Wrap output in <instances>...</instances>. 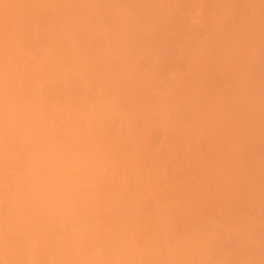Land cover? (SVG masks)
<instances>
[{"label":"rangeland","instance_id":"374dc122","mask_svg":"<svg viewBox=\"0 0 264 264\" xmlns=\"http://www.w3.org/2000/svg\"><path fill=\"white\" fill-rule=\"evenodd\" d=\"M215 1L216 0L2 1L4 3L2 5L5 7V9H2L5 11L3 13L4 17L2 16V18H4L3 41L5 40V43L8 41L9 44H7V47L10 45L11 48H13V52L15 53L10 52L9 54H15L14 59L17 64H15V62L12 63L13 65L8 63L6 71L8 81H1L0 87H4L6 86L5 84H11V82L14 81L13 79L16 77V71L14 72L13 68L17 66L16 68L19 67L17 70L22 71V65H25L23 64L25 60L32 61L34 63L40 60V62H36L38 64L43 62L42 60H44L45 56L47 58L50 57L48 58L50 60L51 56L55 55L53 51L55 46L53 48L51 45L54 37L51 36L52 32L50 33L52 30L51 28L54 25L53 20L55 19V16L62 14L68 17L70 13H72V16L75 14L74 16L78 19V21H80V23H78L82 25L84 22L85 24L81 27H89V30L87 31L88 28L86 30L82 28L87 31L86 33L83 31V38L81 40L79 39L80 41L78 40V42L75 41L76 39L74 41H70L71 37L69 38L68 36L67 38L66 35L73 34L70 33L73 28L72 25L75 23L71 24V19L69 21L70 24L66 25L67 23L64 20L65 25L70 29L68 32L64 31L65 28L60 31L59 35H62V40H65L62 45H72V43L75 45L79 44V47L75 46L76 48L74 47V44L72 46L70 45L72 50H75V53L78 51L77 54H74L75 56H73L74 52L68 46V50H66V48H64L65 50H61L62 48L60 47H62V45L59 44L60 49H55L57 55L54 56V59L52 58V60H50L53 64L48 63L47 60L45 61L47 62L46 64L43 62L44 65H51L52 69H54V71L51 70L52 72H50V69L49 71L47 70L49 75L47 74V71L46 73L44 72L46 69H43L42 66L44 65L42 64H38L37 68H41L39 72L41 73L42 70V75L44 74V76L34 73L36 72L35 69H37L36 64L35 66H33V63L31 64L33 66V70H31L32 68H28V62L26 63V68H28V72L31 71L29 72L31 75L34 74L33 78L28 76V73L26 72L27 70L25 71L26 78H24V76H22L23 78L21 77L22 72H20V74L17 73V76L20 75L19 78H21L20 81L18 80L19 86H22L20 83H32L36 77H40L43 81L44 79L46 80L44 81V84H42V80L39 78L42 84L39 85L40 83L38 84V79H35L34 82L41 87L38 88L39 91H37L35 86L33 89V85H35L34 82V84L31 85L32 88L31 86H26V84L24 86L23 84L24 89L28 87H30L31 90L33 89L31 93L36 90L37 93L34 92L33 96L30 95V91L27 89L26 91H23L25 93L27 92L26 96L29 97V100H33H31V103L33 102L32 104L34 106L40 104L44 99L43 102H45V104L51 102L50 107H53L52 109H55V106L57 105L59 109H64L62 112H67L64 116V118L67 116L65 120L64 118L60 119L61 117L57 116L61 113V110H59V113L56 114L57 118H53L55 115L53 112L56 113V111H52L51 108L50 111L47 110V108H49L47 105L49 104L43 105V112L45 111L44 116H50V118H53L51 122L50 119L44 117V119L47 120L44 123L49 122L46 126L44 124V126L50 130L54 128L55 132H58L57 134L54 130H51L50 132L49 129H46V134L36 133L31 137V139L27 137V131L30 130L28 127L34 128V126H36V118L42 115L39 111V106L42 105L40 104L39 106H36L38 109L37 112L39 111L37 114L35 107L33 108L32 105H30V102L27 101L28 99L25 97V94L22 93V90L21 95L14 94L15 97L12 98V100H14L12 101V111L8 109L9 114L11 112L12 113L10 115L6 114L8 117H4L1 114L0 264H23V262L24 264H27L25 260H29V256L30 261L28 262H33L32 264H50L52 263V260L55 261L56 264H264V201L260 198V191L264 189V169L258 170L256 168V170L254 168L255 166L253 167V163L250 160L247 161L249 156H255L259 160L264 161V143H261L262 140V142H264V138L262 139L263 133L260 134V131V133L257 132L261 138L257 135L259 140L256 141L255 139H257V137L255 138V133H252L250 135L252 136V140L251 138L249 139L252 142L249 141V143L242 148L246 150V147H252V153L250 152V148V154H248L249 152L247 150L246 154L245 150H241L245 155H243L244 157L248 155V159L243 160L244 165L246 163L245 166L247 169L244 165H242L245 169V171H243L244 177L242 176L243 179L240 184L233 186V191H216L214 189L204 188L198 193L192 195V197L186 201L182 200L181 197H179L180 199L177 198V195H179L178 192L170 193L166 190V185H172L177 179L186 178L187 172L184 168V158L190 156V154L189 156L186 154L190 152V149L196 147L194 144H199L198 142L195 143L197 140L200 143L202 142V138L203 140H206V137L204 138L205 132L203 133L202 130L209 132L208 136H212V133L209 130L207 131L206 128L203 129V127L208 125L207 124L205 126L203 124L206 120L201 121L200 116L198 117V110L200 113V108L204 106L205 99L201 101L200 96H198L200 94H195L193 91L194 88H191L190 90V88L187 87L189 84L187 86L185 85L188 81L187 79L190 78V74L189 76L186 74L188 72L187 70H190L189 68L192 66L191 64L188 68V63L191 62L190 59H195L198 56V51L201 53L203 52V55L201 54L203 59H210V57H212L209 56V52H206L207 50H211H206V48L199 49V45L200 42L201 44H203V41L204 43H208L211 39L209 35L210 32L212 34V25H214V15H212L214 13L212 11H215ZM261 2H264V0ZM146 4L148 5L149 10L150 6L153 5V7L156 6L157 9H162L164 13L170 6V9L166 12L172 10L170 11L172 14L165 13L166 17L164 16V18L168 20L161 18L166 20L162 22L163 24L160 22L161 25H152V23L149 22L150 20H148L149 17L147 18V15L145 14L146 11H142L144 10V6H146ZM213 4L215 5L213 6ZM149 10L146 13L149 14ZM67 12L68 14H65ZM79 14H87L84 17L86 19L81 18ZM66 16L65 18L68 19ZM154 17L153 20L155 19ZM74 27L76 26L74 25ZM54 32L55 31H53V33ZM58 38L60 39V37ZM59 41H56V43ZM206 43L205 45H207ZM260 46L259 49L262 48V46ZM50 47L53 48V50L51 49L53 53L51 56V53L48 54ZM73 47L75 49H73ZM207 48L209 47L207 46ZM213 50L214 49H212V53L215 52ZM261 50L263 52L264 48ZM4 51L3 46L1 47L0 45V52L4 53ZM46 52L48 53L45 54ZM262 52H259L262 57L259 54V57L261 58L256 61H261L259 64L261 67L258 66V69V63L254 66V70L257 69V71H259L262 69V71H260L262 72L261 75L264 74V53ZM257 54L258 52L256 53V56ZM213 57L216 58V56ZM10 59H12L11 56ZM257 59L258 58H256V60ZM15 60H12V62ZM210 60H208L209 63L213 61ZM55 68H57V72ZM219 69L221 72L223 71L220 67L216 69L217 71L215 70L218 72L216 74L218 79L215 78L213 81L210 80L212 83L208 84L214 88L213 90L216 89L217 91H220V89L227 91L225 89L228 88L231 94V88L235 89L234 81L233 85L229 82L231 79H227L228 83L226 82L224 86V82H221L222 79L219 80L220 78L218 77ZM215 71H212L214 76L216 73ZM257 71H255V73L251 71V74H253L255 78L263 77L264 79V76H261ZM52 73H57L58 76H53ZM213 74H207V76L210 77L213 76ZM221 74L222 78V76L224 77L226 73ZM22 75H24V72ZM226 78H228V76ZM226 78L224 77L223 81ZM30 80L31 82H28ZM15 83H17V81ZM190 84L192 86L191 81ZM38 85H36V87ZM209 85L208 87H210ZM232 85L233 87H231ZM11 86L12 85H9V90H11ZM19 86L17 87L16 93L20 92ZM185 87L190 91L188 90L187 92L186 90H182V93L180 89H185ZM6 88H8V85ZM256 88L257 87L254 89ZM2 89L0 88V90ZM254 89L253 92H255V94L253 92L252 93L258 97L259 94L257 93L259 91H254ZM178 91L181 92V96L184 94L183 97H185L184 91L189 93L187 95L188 97L190 94L193 96H190L193 100L191 102L194 103L192 104L194 105L193 107H195L194 109H197V112L194 111L195 113L193 114L192 109V111L188 110L189 107H192V104L188 107L186 105V99L185 103L180 102L182 100ZM234 91L235 93H233L236 95V90ZM38 93H40L38 95L40 98H37L36 94ZM22 94H24V96ZM41 94L42 96L44 94L45 97L43 98ZM176 94H178L177 96H179L180 101H178L179 99ZM234 94L233 105L236 101V107H242L240 106V95L237 93V95H239V101L237 100V96ZM251 94L249 93V95ZM263 94L264 92L262 95ZM196 95L198 96L197 98ZM254 95L253 98H255ZM70 97L71 101L68 100ZM22 98H24V100ZM194 98L197 100L199 99L200 101H197ZM250 98L253 100L252 95ZM36 99H39L37 102H41H35ZM45 99L49 102H46ZM66 100L70 102V104L65 103ZM255 100L253 101H259H257V98ZM22 101H27L29 108L24 107ZM195 101L198 103L196 104ZM188 102L190 103V101ZM53 103L56 105L52 106ZM27 104L25 106H27ZM67 105L68 107L70 105V107L68 108ZM183 105L187 107L184 108ZM31 108H33V110H31ZM45 108L46 110H44ZM90 109L93 110L91 112L92 115L89 113ZM55 110L58 112V108ZM167 111L169 112V117L166 119L169 121H165ZM85 112H87L86 115ZM190 112L193 116L190 115ZM202 112V115H205L204 111ZM262 112L264 111L262 110L258 113ZM64 113L62 115H64ZM188 113L189 115H187ZM29 115L33 119L29 117ZM84 115L89 116V118H86ZM33 116L36 118L34 119ZM263 116H260L261 120L263 119ZM84 117L85 119L80 120ZM205 118L208 120L207 116ZM218 120L215 126H218ZM259 120L260 119L258 118L257 121L259 122ZM64 121L65 125L63 124ZM170 121L171 124L166 125V123H169ZM214 121L215 120H213V123ZM77 122L80 126L83 124L81 126V130L78 129L80 136L77 134L78 132H74V130H77L76 127L79 128V124L76 125V127L74 126ZM213 123L212 126L215 124ZM257 125L258 129H262L261 131H263L264 122H261V125H263L262 127L261 125L259 126V124ZM208 126L210 129L211 126ZM73 127L75 128L72 130ZM42 128L43 126H41V129L39 130L40 133L42 132ZM69 129H71V131ZM35 130L36 129H34V131ZM32 131L33 130H31V132ZM66 131H69V133L71 132L72 135L77 134L79 139H76V141L73 139V143L70 142L71 144L69 145L67 142L69 139L71 141L72 136L69 137V134H67L68 132ZM32 133L34 134V132ZM32 133H28V135H31ZM47 134L49 135L47 136ZM169 134L175 138V141L173 140L174 142H172L173 138L171 135L170 137L172 139L169 138ZM216 134L217 133H215V135ZM56 135H58L59 140H57L58 137ZM77 135L73 136V138H77ZM25 136L27 138V142L23 141V138L25 140ZM221 136L224 135L221 134L218 137L217 134L216 137L220 138ZM216 137L214 136L213 138ZM224 137H221L218 140L219 147H221V149L226 147L225 143L227 140L226 138L224 139ZM60 139L62 143H59ZM167 139H170L168 142L170 144L165 147L164 144L167 143ZM54 141L56 142L55 145L59 143V146L64 142L63 149H61V151L58 149L60 153L56 149L58 145L55 147L52 144ZM215 141L214 144L216 143L217 145L218 143ZM259 141L260 144L256 145V142L259 143ZM40 147H45L46 149L48 148L47 151L43 150L46 151V153L51 149L50 151L57 153V155L54 154V156L51 157L48 155L50 153L49 152L47 156H50L51 159L46 157L43 158L41 156L44 153H42V150L39 152L40 154L42 153L41 155H39L37 151L33 152ZM216 147L218 148V145ZM54 150L57 151L55 152ZM83 151V154L86 156L82 154ZM97 151L102 159L97 154ZM106 151L110 156L106 154ZM61 152L63 154H61ZM76 152L81 155L79 156L81 159L83 158V160H89L91 164H87H89L88 166H91H85L86 163L83 162V168L79 169L80 166L78 167L75 162L73 163L72 161L76 158L71 159V157H76L78 155ZM73 153L76 155H73ZM156 153L158 157H160L157 160L161 159L160 161L162 165H156L160 161H156L157 163L154 162V156ZM191 153H194V151H191ZM68 154H71L72 156H69ZM27 155H29L30 158L34 155H39V161H41L42 164L38 162V166L36 165L34 167L35 171L32 169L33 171L31 170L32 172H29L30 168H27L29 163ZM88 155L95 159L92 160ZM55 156H57L58 160L60 158L61 159L59 161H55ZM161 156L163 157L161 158ZM260 157H262V159H260ZM96 158L101 160L99 161L100 163L102 162L104 168H102L103 166L98 161V164L93 163ZM104 159L106 160L104 161ZM61 160L64 161L62 162ZM76 162L78 161L76 160ZM104 162L109 163V165L106 167L107 163ZM24 163H27V165L24 166ZM39 165L43 167L41 168ZM59 166L61 168L68 166L73 172L78 171V174H74L75 177L79 176L81 178L83 175L84 178L82 177V180L87 178L86 182L88 183L89 180L91 182L87 184L84 181V183H86L85 185L80 184L81 188L74 189L77 184L75 181L74 184H71L74 186V188H72V186L70 187L71 190L69 189L68 183L63 184L59 193H62V189L64 187V191L69 189L68 191L70 192L66 193L65 198L62 197L64 198L63 200L61 197V199L59 197L55 198H59L60 200L59 201L57 199V204L55 203L57 207L60 205L58 209L56 206L55 208H49L54 207V204H49V202H51L50 199L47 204L43 203L45 206L48 205L49 207L44 206V208H46L45 211H43L42 207V212L45 214L43 213L42 215V212L39 214V216L42 215V217L40 216L41 218L39 217L42 219L41 222L46 221L52 215L50 220H47V225L45 223L40 224V221H38V225H31L30 230H28L29 228H27V226L25 227L19 223L20 226L16 229V226H13V224L15 225L18 219H21L23 215L28 218L29 215H33L35 213L33 212L35 209H33L32 205L27 202L30 200H27V198L23 200V197L25 198V196L28 195L27 192H31V198L32 195H36V193L38 194V191L46 192L44 185L46 184L48 186V182H44L43 179L41 180V178H43L42 174L50 169L51 171L54 169L57 172L61 169ZM23 167L24 169L26 167L29 171L27 172V169H25V173L23 171ZM100 169L101 172L106 169L104 170L105 172L103 171V173H101L104 174L101 175V178ZM116 170L118 173H116ZM150 170H152V174L151 172L149 173ZM108 173L111 174L109 175ZM122 173L126 175H122ZM53 174L49 173V176ZM107 174L109 175V178H107ZM132 174L134 175L132 176ZM44 175H46V173ZM89 175H91V179L89 178ZM121 175L123 176L122 180L119 179ZM20 176L22 179H19ZM97 176H99L100 179ZM73 177L70 178L69 176L67 178L68 181L70 182L71 180L73 183L74 180H77V178ZM95 177L96 179H99V182L95 179ZM38 178L43 183L44 187L41 186L43 188L39 186V184L41 185L42 183L37 184ZM50 179L54 180L56 178L50 177ZM106 179L110 181H107ZM128 180L130 183L127 182ZM113 181H116L115 184ZM94 182H98L96 184H99V186L96 185L95 190ZM92 183H94L92 187L93 189L89 187ZM124 183H126L125 187L123 186ZM148 183L151 185L149 189H147V186H149ZM66 185H68L67 188ZM83 185L87 187H82ZM120 185H122V187H119ZM37 186H39L38 189ZM32 187H35V189ZM90 191L95 192L92 194ZM54 193L56 194L58 192ZM90 193L94 195L95 200L91 197ZM105 193L106 197L104 195ZM88 195H90V197H88ZM73 197L74 200H72ZM47 198L49 197H46V202L48 200ZM89 198L94 200V203L97 202L95 209L93 204V208L89 207L91 206V203L89 202H92ZM11 199L20 204L19 208H15L18 209L17 211L13 208L14 206L11 203ZM55 199L53 200V203L54 201L56 202ZM39 202L41 203L42 200ZM58 202H60V204ZM87 203L89 206H87ZM69 206H72V209ZM24 207H27L25 211L23 210ZM31 208L33 209L32 211ZM89 208H92V210L94 209V211ZM53 209H55L54 213L52 212ZM59 210H62V212L60 213ZM26 213H28V215ZM61 218L64 219V221H61ZM151 218L152 220H150ZM22 221L20 222L22 223ZM48 221H52L53 224L51 222L49 223L51 225H49ZM56 221H58V223ZM23 222L25 223V221ZM61 223L63 224L61 225ZM59 224L63 227L61 228ZM23 226L25 229L22 231ZM50 226H53V228L51 229ZM57 226L59 229L57 228L56 230ZM40 227H43V229L41 228L43 232L40 231ZM103 228H107L108 230L104 229V231ZM45 229L47 230L45 231ZM50 230L54 231L50 232ZM26 231L27 234L25 233ZM103 233H105L106 236L103 235ZM28 235H31L32 238L34 236V238H37L36 240L34 239L36 247L33 246L34 241L32 245H28ZM51 235L56 237L53 238L55 240L50 239L49 236ZM27 245L31 247L33 246L34 248H27ZM37 246L39 249L37 250L39 252L34 253L33 250L36 251L35 248H37Z\"/></svg>","mask_w":264,"mask_h":264},{"label":"bare ground","instance_id":"6f19581e","mask_svg":"<svg viewBox=\"0 0 264 264\" xmlns=\"http://www.w3.org/2000/svg\"><path fill=\"white\" fill-rule=\"evenodd\" d=\"M3 0H1V7H0V45H1V47L3 46V48H4V53H2V52H0V82L1 81H4V80H6V81H8V78H7V76H6V71H7V65H8V63H10V65L12 64V63H14L15 62V64H17V62H16V60L14 59V57H15V54L14 55H12V54H9L10 52H13V48H11V46L9 45L8 47H7V44H9L8 43V41L5 43V40L3 41V19L4 18H2V16H3V13L5 12V11H3L2 9H5V7H4V5H2V4H4L3 2H2ZM37 1H40V2H43L44 0H37ZM214 1V0H213ZM262 0H216L215 2H216V6H215V8H214V10L215 11H212L214 14H212V15H214L213 16V24L214 25H212V27H213V30H212V34H211V32H210V35H209V37H211V39H210V41L208 42V43H206L207 45H205V43H204V41H203V44H201V42H200V45H199V49L200 48H202V49H205L206 48V50L207 49H209V50H211V51H206V52H209V56H212V57H210V59L209 58H207L208 60H210V61H212L213 60V56H216V58H214V60L212 61V62H208V60L207 59H203L202 58V53L201 52H199L198 51V56L194 59V58H191L190 59V61L192 62H189L188 64H189V66H188V68L191 66V64H192V66H191V68H189L190 70H187L188 72L186 73V74H188V76H189V74H190V78H188L187 80V83H186V85L185 86H187L188 84V88H190V90H191V88L193 89V91H194V93L195 94H200V95H198V96H200V98H201V101L203 100V99H205V101H204V106L202 107V108H200V110H201V112L199 113V110H198V117L200 116V119H201V121H205L206 120V122L208 121L209 123H211V124H209L208 122L205 124V123H203L205 126L208 124V125H210L211 127H210V129L208 128L209 126L207 125L206 127H203V129H205L206 128V130L208 131H210L212 134V136H208V133L209 132H206V131H204V130H202L203 131V133L205 134V136H204V138L206 137V140L204 139L203 140V138H202V142L200 143L198 140L195 142V143H199V144H194V146H196V147H193V149H190V152H188V154H186L187 156H189V154H190V156L189 157H186V158H184L185 159V161H184V164H185V166H184V168H185V170H186V172H187V174H186V178H180V179H177V180H175L174 182H173V184L172 185H166V190L168 191V192H170V193H177L178 192V194L179 195H177V198H179V197H181V199L182 200H188V199H190L191 197H192V195H194V194H196V193H198L199 191H201L202 189H214V190H216V191H218V190H223V191H226V192H231V191H233V186L234 185H238V184H240V182L242 181V176L244 175V173H243V171H245V169H244V166L246 165V163H245V165H244V161L243 160H246V159H248L247 157H248V155H246V157H244L245 155L242 153V151L241 150H245V149H242L243 147H245L248 143H249V141H251L252 140V136H250L252 133H255L254 135V137L256 138L257 137V135H258V137H260V135L259 134H257V132H259L260 134H262L263 136H264V129H263V131H261L262 129H258V125L257 124H259V126L261 125V122L263 123L264 122V116H263V113L264 112H262V113H258V112H260V111H264V94L262 95V93L264 92V79H263V77H261V78H255V76H253V74H251V71H253L254 73H255V71H257V69H255L254 70V66H256L257 64L256 63H258V65H257V67L259 66V64H260V62H256V61H258L259 60V58H261L262 56H261V53H259V52H262V48H264V2H261ZM71 3H72V1H71ZM35 5V4H34ZM70 5H73V4H70ZM215 4H213V6H214ZM150 6V5H149ZM3 7V8H2ZM146 7V8H145ZM156 7V6H155ZM155 7H153V5L152 6H150V10L148 9V5L146 4V6H144V10H142V11H146V12H148V10L150 11V15L151 16H156V17H154L155 19L153 20V17H151L148 13H146L145 12V14L147 15V18H148V20H150L149 22H151L152 23V25L153 24H157V25H161V23L163 22V21H166V20H168V19H166V18H164V16L166 17V15H165V13H169V14H172V13H170V11H172V10H170V11H168V12H166L168 9H170L169 7H168V9L165 11V13L162 11V9L160 10V9H157V7L155 8ZM81 8V7H80ZM160 8V7H159ZM162 8H166V7H162ZM146 9H148V10H146ZM75 10V9H74ZM81 10V9H80ZM152 10V11H151ZM155 10V11H154ZM157 10V11H156ZM213 10V9H212ZM70 11V10H69ZM71 12H72V10H71ZM154 12H156V13H154ZM80 13H82V12H80ZM85 13V12H84ZM65 14H68V12L67 13H65ZM12 15H13V13H12ZM75 15V14H74ZM72 16V13H70V15L67 17L66 15V17L68 18V19H66L65 18V16L64 15H62V14H60V15H58V16H55V19H56V17H57V19L59 20H57L56 19V22H55V19L53 20V26H52V30L50 31V33H51V36L52 37H54V39L56 40V41H59L58 43H56V41L54 40H52V43H51V45L53 46V48H54V46H55V48H54V50H53V48H49V50L50 51H48V52H46L45 54H50V56L53 54L52 53V51H51V49L54 51V53H55V55H52L51 56V59L50 60H52V58L54 59V56H56L57 54H56V50L55 49H58L59 47H60V45L59 44H64V41L65 40H62V35H59L60 34V31H62L64 28L65 29H67V30H65L64 29V31L65 32H68L69 31V27H67L66 25H68V24H70L69 23V21L71 22V24L72 23H75L74 25L77 27H74V25H72V27L74 28V30H73V28L71 29L72 31H74V32H72L71 30V33L70 34H72V35H66L67 36V38H68V36H69V38L71 37V40L70 41H74L75 39V41L76 42H78V40L80 39H82L83 38V35H84V33H86L88 30H89V27H85L84 26V28L83 27H81V26H83V25H85L84 24V22H83V24L82 25H80L79 23H80V21H78V19L75 17V16ZM80 15V17L81 18H84L87 14H79ZM149 15V16H148ZM60 16V17H59ZM63 16V17H62ZM83 16V17H82ZM4 17V16H3ZM62 18H64V19H62ZM158 18V19H157ZM161 18H163V19H166V20H163V19H161ZM212 18V17H211ZM210 18V19H211ZM77 19V20H76ZM84 19H86V18H84ZM152 19V20H151ZM157 19V20H156ZM160 19V20H159ZM61 20V21H60ZM63 20V21H62ZM64 20L66 21V25H65V23H64ZM159 20V21H158ZM211 21V20H210ZM55 22V23H54ZM60 22V23H59ZM79 22V23H78ZM155 22V23H154ZM161 22V23H160ZM57 23V24H56ZM64 23V24H63ZM63 24V25H62ZM78 26H77V25ZM163 24V23H162ZM56 25V26H55ZM81 27V28H80ZM79 28V29H78ZM87 29V31H85V30H83V29ZM78 31H77V30ZM53 31H55L54 33H53ZM82 33H81V32ZM83 31H84V33H83ZM78 34H77V33ZM57 33H58V35H57ZM54 36H53V35ZM56 34V35H55ZM62 34V33H61ZM66 34H68V33H66ZM75 34V35H74ZM77 34V35H76ZM80 34V35H79ZM82 35V36H81ZM57 38H56V37ZM58 37H60V39L58 38ZM78 37V38H77ZM79 40V41H80ZM208 41V40H207ZM210 43V44H209ZM74 43H72V45H73ZM263 44V45H262ZM71 45V44H70ZM70 45H62V47H60V48H62L61 50H63L64 48H66V50H68L67 49V46L69 47V48H71V50H72V45L70 46ZM262 46V48L261 49H259V46ZM56 46H58V47H56ZM79 47V44L77 45H75L74 44V47ZM204 46H206V47H204ZM207 46L209 47V48H207ZM260 46V47H261ZM9 47H10V50H9ZM73 47V49H75ZM59 48V49H60ZM211 48V49H210ZM212 49H214L213 51H215V52H213L212 53ZM65 50V49H64ZM73 51V50H72ZM75 51V50H74ZM73 51V52H74ZM77 52L78 51H76V53L74 52L73 53V56H75L76 54H77ZM211 52V53H210ZM258 52V54H257V56H256V53ZM13 53H15V52H13ZM262 53H264V51L262 52ZM17 54V53H16ZM75 54V55H74ZM202 54V55H201ZM213 54V55H212ZM216 54V55H215ZM259 54H260V56L261 57H259ZM192 55V54H191ZM194 55H195V53H194ZM264 55V54H263ZM10 56H11V58L12 59H10ZM18 56V55H17ZM16 56V57H17ZM205 56V55H204ZM193 57V56H192ZM48 58H50V57H48ZM46 56H45V58H44V60H42L45 64L48 62V63H51V64H53V62H51L49 59H48ZM256 58H258L257 60H256ZM194 59V60H193ZM10 60H11V62H10ZM12 60H15V61H13L12 62ZM24 60V59H23ZM47 60V62H45ZM50 62H49V61ZM193 60V61H192ZM207 61V63H206V61ZM26 61V62H25ZM24 62H23V64H25L24 66L22 65V71H19V70H17V69H19V67L18 68H16L17 66H15L14 68H13V70H14V72L16 71V77H15V79H13L15 82L17 81V83H15L14 81H12L11 82V84H5L6 86L8 85V88H6V86H4V87H0L1 89L3 88L4 89V91H3V89L2 90H0V93L1 92H3V93H1L0 94V117L3 115L4 117L5 116H7L8 117V115H6V114H9V112H8V109H10V111H12V104H13V102L12 101H14V100H12V98L13 97H15V95H21V90H22V93H24L25 94V97L28 99H26L27 101H29L30 102V105H32V107L34 108L35 107V111L37 112V108H36V106L38 105H42V106H39V111H40V114H42L43 115V119H42V115L41 116H38L37 118L35 117V116H33L34 117V119L36 118V121H35V124H36V126H34V128H29L28 127V129H30V130H28L27 131V129H26V131H27V137H29L30 139H31V137L33 136V135H35L36 133L38 134H46L45 133V130L47 129H49V128H45V126H46V124L47 123H49V122H47V123H44V122H46L47 120L46 119H44V112H43V108H44V106L43 105H47V104H49V105H47V107L49 106V108H47V110H49L50 111V104H51V102L50 103H47V104H45V102H43L44 101V99H43V101L41 102V101H39V102H41L40 104H37L36 106H34L32 103H31V100H29V97L28 96H26V93L25 92H23V91H26V89L28 90V91H30V95L31 96H33V93L34 92H36V90H34L33 91V93H31L32 92V90L34 89V86H35V88H37V91H39V89L38 88H41L39 85H42V84H44V81H46L45 79H44V81H43V79H41L40 77V79L42 80H40L39 78H34V80L32 79L33 78V75L34 74H32L31 75V73H29V72H31V71H29L28 72V68H32L31 70H33V66H35V64H36V68L38 67L37 65L38 64H42V65H44V63L43 62H41V63H36V62H40V60L39 61H36L35 63L34 62H32V61H28V60H25ZM28 62V68H26L27 67V63ZM30 63V64H29ZM34 64L33 66L31 65V64ZM256 64V65H255ZM262 64V63H261ZM13 65V64H12ZM41 65V66H42ZM32 66V67H31ZM40 66V65H39ZM43 67V69H46V70H44V72L46 73V71L48 70L49 71V69H50V72H52V71H54V69H52V67H51V65H48V66H46V65H44V66H42ZM48 69H47V68ZM221 68V69H223V71L221 72L220 71V69L218 70L219 71V75H218V77L220 78L219 80H221L222 79V81L221 82H224V86H225V83L227 82L228 83V81H227V79L228 80H230L229 82L231 83V84H233V81H234V84H235V89L233 88H231V87H233V85L230 87V86H228L229 88H231V94H230V91L228 90V88H226L225 90H227L228 92H229V94H228V92L227 91H224V90H222V89H220V91H217L216 89L215 90H213L214 88H212L211 87V85H209V84H211L212 82H210V80H215V78H217V76H216V74L218 73V72H216L217 70V68ZM259 67H261V65L259 66ZM259 67H258V69H259ZM21 68V67H20ZM35 68V67H34ZM40 67H39V69L37 68V69H35V71L36 72H34V73H38V74H40L41 76H44V74L42 75V70H41V73L39 72L40 71ZM27 70V71H26ZM52 70V71H51ZM55 70H56V72H57V68H55ZM216 70V71H215ZM28 73V76H31L32 78H30V79H32L33 80V82L35 81V79L38 81V84L37 83H35V85H33L34 83L32 82V83H23L24 84V86H25V84H26V86H31V85H33V89L31 90V88H32V86H31V88L30 87H28V88H26V89H24V86H23V84L22 83H20L22 86H19V84H18V80L20 81L21 80V78H19V76L20 75H18L17 76V73L18 74H20V72H22V74H23V72H24V75H22L21 74V77L22 76H24V78H26L25 77V74H26V72ZM47 71V74L49 73ZM212 71H215L216 73H215V76H214V74L212 73ZM260 71H262V69H260L259 71H257L260 75H261V73L262 72H260ZM223 73V74H225V78L228 76V78H226L224 81H223V79H224V77L222 76V78H221V73ZM33 73V72H32ZM213 74V76H214V79H213V76H207V74H209V75H211V74ZM30 74V75H29ZM257 74V73H256ZM49 75V74H48ZM51 75V74H50ZM52 75L53 76H55L56 75V77L58 76L57 75V73H52ZM252 75V76H251ZM259 75V76H260ZM27 76V75H26ZM27 76V77H28ZM36 76V75H35ZM257 76V75H256ZM258 76V77H259ZM261 76H264V74L263 75H261ZM13 77V78H14ZM209 79H208V78ZM212 77V78H211ZM253 79H252V78ZM23 78V77H22ZM53 78V77H52ZM255 78V79H254ZM218 79V78H217ZM191 81V83H192V86H191V84H190V81ZM36 81V82H37ZM42 82V84H41V82ZM184 81H186V80H184ZM24 82H26V81H24ZM28 82H31V80L30 81H28ZM48 82V81H47ZM7 83V82H6ZM15 83V84H14ZM185 83V82H184ZM209 83V84H208ZM2 84H4V83H2ZM17 84H18V86H19V88H20V92H18V93H16L17 92ZM9 85H12L11 86V90H9ZM36 85H38L37 87H36ZM208 85L210 86V87H208ZM227 85V84H226ZM15 86H16V88H15ZM189 86H191V87H189ZM12 87H13V90H12ZM183 87H184V85H183ZM255 87H257L256 89H254ZM22 88V89H21ZM188 88H186L185 87V89H183V88H181L180 89V91L183 93V91L182 90H186L187 92H188ZM14 89H16V90H14ZM209 89H210V91H209ZM211 89H212V92H211ZM251 89V90H250ZM253 89H254V91H257L256 93L257 94H259V96H260V98H259V96L258 97H256V95H254L255 94V92H253ZM41 90V89H40ZM189 90V91H190ZM222 90V91H221ZM233 90V91H232ZM234 90H236V95L234 94L235 93V91ZM42 91V90H41ZM180 91H178V93L180 94L181 92ZM192 91V92H193ZM213 91H215V92H213ZM224 91V92H223ZM251 91V92H250ZM234 92V93H233ZM254 94H253V93ZM37 93V92H36ZM184 93H185V97L189 94V93H186L185 91H184ZM237 93L240 95V100H241V105L240 106H242V107H236V105H237V103H236V101L234 102V105H233V101H234V99H233V94L235 95V96H237V100H239L238 98V96L239 95H237ZM249 93L252 95V99L253 100H255L256 98H257V101L258 102H254L253 100H251V95H249ZM261 93V94H260ZM13 94V95H12ZM15 94V95H14ZM24 94H22L23 96H24ZM40 93H38V94H36L37 95V98H40V96L38 97V95H39ZM12 95V96H11ZM36 95H35V97H36ZM178 94H176V96H177ZM182 94H180L179 96H180V98H181V100L182 101H180V98H179V96H177L178 97V101H180V102H184L185 103V101H186V105L189 107V105L190 104H192L193 102H191V101H193L192 99H191V97H193L191 94H190V96L188 97V99H187V97L185 98V97H183L184 96V94H183V96H181ZM231 95V96H230ZM253 95H254V97L255 98H253ZM10 96H11V98H10ZM41 96H42V94H41ZM195 96V95H194ZM197 95H196V98L198 97ZM203 98H202V97ZM250 96V97H249ZM17 97V96H16ZM43 98L45 97V95L43 94V96H42ZM41 97V98H42ZM196 98H194L195 100H197ZM236 98V97H235ZM11 99V100H10ZM23 100H24V98H22ZM71 99V97L70 98H68V100L69 101H71L70 100ZM186 99V100H185ZM37 100H39V99H36V101L35 102H37ZM175 100H176V98H175ZM236 100V99H235ZM239 100V101H240ZM11 101V102H10ZM27 101H22L23 103L22 104H24L23 106L24 107H27V108H29L28 107V104H27ZM33 101V100H32ZM45 101H46V99H45ZM188 101H190V103L188 102ZM197 101H200L199 99L197 100ZM197 101H195L196 102V104L198 103ZM244 101V102H243ZM253 101V102H252ZM256 101V100H255ZM28 102V103H29ZM34 102V103H35ZM39 102H37V103H39ZM46 102H49V101H46ZM180 102H178V103H180ZM244 104H243V103ZM44 103V104H43ZM65 103H68V104H70V102H68L67 100L65 101ZM65 103H64V105H65ZM184 103H182V104H184ZM9 104H10V107H9ZM27 104V106H25ZM36 104V103H35ZM194 104V103H193ZM192 104V107H189V111L192 109L193 110V114L195 113L194 111H196L194 108L195 107H193L194 105ZM236 104V105H235ZM29 105V106H30ZM56 105V104H55ZM54 105V103H53V105L52 106H55ZM63 105V104H62ZM60 106V105H59ZM180 106H181V104H180ZM187 106H184L183 105V107L185 108V107H187ZM191 106V105H190ZM259 106V107H258ZM261 106V107H260ZM56 108L55 109H57L58 108V112H57V110H55V109H52L51 108V110L53 111H56V113L55 112H53L52 114L54 115L53 116V118L54 117H56L57 118V116H60L61 118L60 119H63L64 118V116L66 115L65 113H67V112H62V110L64 111V109H59V107L56 105L55 106ZM61 107H64V106H61ZM67 107H68V105H67ZM69 107H70V105H69ZM68 107V108H69ZM179 107V106H178ZM198 107H199V105H198ZM33 108H31V110H33ZM46 108L44 109V110H46ZM92 108V107H91ZM204 108V109H203ZM260 108V109H259ZM179 109V108H178ZM59 110H61V113H59ZM66 110H67V108H66ZM69 110V109H68ZM188 110H187V112H188ZM191 110V111H192ZM39 111L37 112V114L39 113ZM51 111V112H52ZM93 110L92 109H90V111H89V113L91 114V112H92ZM170 111V110H169ZM202 111H204V114L208 117V120L205 118L206 116L205 115H202L203 114V112ZM7 112V113H6ZM33 112V111H32ZM88 112V111H87ZM87 112H85V115H86V113ZM170 112H172V111H170ZM175 112V111H174ZM197 112V111H196ZM12 113V112H11ZM10 113V114H11ZM48 113V112H47ZM57 113H59V115H57L56 116V114ZM64 113V115H62ZM88 113V115L90 116V114ZM169 112L167 111V116H165V119L167 118V117H169V114H168ZM176 113V112H175ZM2 114V115H1ZM9 114V115H10ZM51 114V113H50ZM171 114V113H170ZM174 114V113H173ZM193 114L190 112V115H192L193 116ZM258 114H259V117H258ZM260 114H262V115H260ZM63 117H62V116ZM84 115V116H85ZM92 115V114H91ZM187 115H189V113L187 114ZM83 116V115H82ZM89 116H85L86 118L88 117L89 118ZM175 116V115H174ZM260 116H263L262 118V120H261V117ZM29 117H31L30 115H29ZM52 117V116H51ZM67 117V116H66ZM65 117V118H66ZM85 117L84 118H82V119H80V120H83V119H85ZM190 117V116H189ZM32 118V117H31ZM45 118H48V119H50L51 120V122H52V119L53 118H50V116H46ZM65 118H64V120H65ZM194 118V117H193ZM205 118V119H204ZM210 118V119H209ZM216 118H217V120H218V126H215L216 125V122H217V120H216ZM258 118L261 120H259V122L257 121L258 120ZM33 119V118H32ZM170 119H171V117H170ZM203 119V120H202ZM220 119H221V122H220ZM28 120V119H27ZM44 120V121H43ZM172 120V119H171ZM210 120V121H209ZM211 120H212V122H211ZM213 120H215L214 121V123H213ZM33 121V120H32ZM60 121H62V120H60ZM165 121H169V120H165ZM43 122V123H42ZM50 122V123H51ZM258 122V123H257ZM27 123V122H26ZM32 123V122H31ZM62 123V122H61ZM80 123H82V122H80ZM166 123V122H165ZM212 123L214 124L213 126H212ZM221 123V124H220ZM44 124H45V126H44ZM63 124L65 125V121L63 122ZM79 123L77 122L74 126L76 127V125H78ZM171 124V121L168 123H166V125H170ZM220 124V125H219ZM33 125V124H32ZM43 126V128H42V132L40 133L39 132V130L41 129V126ZM83 125V124H82ZM81 125V126H82ZM60 126H61V124H60ZM81 126H80V124H79V128L78 127H76L77 128V130H74V132L76 131V133L79 131V130H81ZM263 125H261V127H262ZM37 127V128H36ZM39 127V128H38ZM75 127H73L72 128V130L75 128ZM169 127V126H168ZM216 127H218V128H216ZM264 127V126H263ZM215 128H216V131H215ZM34 129H36L35 131H34ZM79 129V130H78ZM31 130H33L32 132H34V134L31 132ZM50 130V129H49ZM52 131L54 130V132H55V129L53 128V129H51ZM51 130H50V132H51ZM70 131H71V129H69ZM212 130V131H211ZM220 130V131H219ZM214 131V132H213ZM49 132V131H48ZM66 132H68L67 134H69V137H71L72 139H71V141H70V139H69V141L67 142V143H69V145L71 144V143H73V139H74V141H76V139L78 140L79 138H78V135L80 136V133L78 132L77 134H74V135H72V133L70 132L69 133V131H66ZM73 132V131H72ZM220 132H221V134L222 135H224V136H221V137H224V139L226 138V140H227V144L225 143V145H226V147H223L222 149H221V147H219V139L221 138H218L221 134H220ZM28 133H32L31 135H28ZM56 134L58 133V132H55ZM54 133V134H55ZM215 133H217L218 134V137H216L217 136V134L215 135ZM71 134V135H70ZM220 134V135H219ZM49 134H47V136H48ZM75 135H77V138L76 137H74L73 138V136H75ZM170 135L171 134H169V138L170 139H172V142H174L175 141V138L172 136V138L170 137ZM42 136V135H41ZM45 136V135H44ZM46 136V137H47ZM51 136V135H50ZM57 137H58V135H56ZM68 136V135H67ZM203 136V135H202ZM208 136V137H207ZM216 137V138H213V137ZM262 136V139L264 138ZM61 137V136H60ZM258 137H257V139H255V141L256 140H259L258 139ZM68 138V137H67ZM167 138H168V136H167ZM251 138V140H249ZM261 138V137H260ZM27 138H26V136H25V140H24V138H23V141H25V142H27V140H26ZM56 139V138H55ZM81 139V138H80ZM169 139V140H170ZM214 139V140H213ZM254 139V138H253ZM57 140H59V137L57 138ZM169 140L167 139L166 140V144H164L165 145V147H167V145L168 144H170V143H168L169 142ZM174 140V141H173ZM216 140V141H215ZM29 141V140H28ZM45 141V140H44ZM214 141L215 142H217L218 144V148L216 147L217 145H216V143L214 144ZM261 141V140H260ZM260 141H259V143H257L256 142V145L257 144H260ZM263 141V140H262ZM261 141V143H264V142H262ZM62 143V141H61V139H60V141H59V143ZM71 142V143H70ZM171 142V141H170ZM252 142V141H251ZM55 141H54V143H52L55 147H56V145H58L59 143H57L56 145H55ZM63 144H64V142H63ZM63 144H61L62 145V148H61V145L59 146H57V147H59V148H57L56 147V149L58 150V149H60V151H61V149H63ZM120 144V143H119ZM252 144H254V143H252ZM251 144V145H252ZM117 145H118V142H117ZM261 145H263V144H261ZM53 146V148L55 149V147ZM65 146H66V142H65ZM169 146V145H168ZM260 146V145H259ZM109 147V146H108ZM114 147V146H113ZM117 147V146H116ZM115 147V148H116ZM120 147V146H119ZM262 147V146H261ZM42 148V149H41ZM51 148V147H50ZM49 148V149H50ZM52 148V149H53ZM105 148V147H104ZM195 148V149H194ZM247 149V151L249 152V148H250V152L252 153V147H246ZM263 148V147H262ZM93 149V148H92ZM119 149V148H118ZM117 149V150H118ZM39 150V151H38ZM42 150V155L39 153L40 151ZM43 150H48V148L46 149L45 147H40V148H38L37 150H35V151H33V152H38V154L39 155H41L43 158H50L51 159V157H53L54 156V154H56L57 155V153H54V152H52V151H48L47 153H46V151H43ZM56 150V151H57ZM86 150V149H85ZM84 150V151H85ZM93 150H95V149H93ZM245 150V154L247 153V151ZM55 151V150H54ZM55 151V152H56ZM59 151V150H58ZM60 151H59V153H60ZM84 151L82 152V154L84 153ZM100 151H102V150H100ZM114 151V150H113ZM189 151V150H188ZM191 151H194V153H191ZM50 152V153H49ZM52 152V153H51ZM72 152V151H71ZM70 152V153H71ZM74 152V151H73ZM92 152V151H91ZM90 152V153H91ZM94 152H96V151H94ZM107 152V151H106ZM112 152V151H111ZM116 152V151H115ZM250 152L248 153V154H250ZM32 153V152H31ZM45 153H46V155H45ZM49 153V154H48ZM58 153V154H59ZM77 153V152H76ZM99 152L97 151V154H98ZM254 153V152H253ZM47 154L48 155H50V156H47ZM61 154H63L62 152H61ZM78 155V157L79 156H81V155H79V153H77ZM80 154H81V152H80ZM95 154V153H94ZM101 154V153H100ZM103 154V153H102ZM106 154H108V156H110L109 155V153L107 152ZM39 155H34V156H32L31 158L29 157V155H27V157H28V159H29V163H28V166H27V168L30 170H28L26 167H25V169H27V172L29 171V172H32L35 168V166L37 165V163L39 162L40 164H42V162L41 161H39ZM69 155V154H68ZM71 155V154H70ZM69 155V156H70ZM73 155H76V154H74L73 153ZM84 155V154H83ZM99 155V154H98ZM104 155V154H103ZM159 155H160V153H159ZM244 155V156H243ZM258 155V154H257ZM260 155V154H259ZM59 156V155H58ZM72 156V155H71ZM71 157V159L72 158H76V159H73L72 161H73V163L75 162V164L79 167V169H81V168H83V162L84 163H86L85 164V166H88L89 164H91L90 163V161L89 160H83V158L81 159L80 157H79V159H78V157ZM84 156H86V155H84ZM89 157H90V155H88ZM100 156V155H99ZM105 156V155H104ZM103 156V157H104ZM115 156V155H114ZM261 156V155H260ZM26 157V158H27ZM56 158H54L55 159V161H59L58 160V158H57V156H55ZM61 157V156H60ZM97 157V156H96ZM107 157V156H106ZM155 158H154V162H158V161H160V160H157V159H159L160 157H158V155H157V153L155 154V156H154ZM163 156H161V158H162ZM91 158V157H90ZM100 158H101V156H100ZM245 158V159H244ZM57 159V160H56ZM63 159H64V157H63ZM66 159H68V158H66ZM65 159V160H66ZM92 160L93 159H95V158H91ZM102 159V158H101ZM109 159V158H108ZM260 159H262V157H260ZM76 160L78 161V162H76ZM100 160V159H99ZM97 158H96V160L95 161H93V163H96V164H98L97 163V161L100 163V161H99ZM106 159H104V161H105ZM251 161L252 163H253V167L256 169H264V161H262V160H259L258 158H256L255 156H249V159L247 160V161ZM264 160V159H263ZM27 161V160H26ZM62 161V160H61ZM64 161V160H63ZM62 161V162H63ZM81 161V162H80ZM109 161V160H108ZM156 162V163H157ZM250 162V163H251ZM38 163V164H39ZM58 163V162H57ZM82 165H80V164ZM87 163H89V164H87ZM104 163H107V162H104ZM155 163V164H156ZM79 164V165H78ZM101 165H102V162L100 163ZM99 164V165H100ZM158 164H160V165H162V163H161V161L160 162H158L156 165H158ZM22 165V164H21ZM25 165H27V163H24V166ZM100 165V166H101ZM107 165H109V163H107L106 164V167H107ZM155 165V166H156ZM242 165H244V166H242ZM38 166V165H37ZM40 166V165H39ZM45 166V165H44ZM75 166V165H74ZM84 166V167H85ZM91 166V165H90ZM90 166H88V167H90ZM103 167L102 168H104V165H102ZM155 166H154V168H155ZM41 167V166H40ZM43 167V166H42ZM41 167V168H42ZM51 167V166H50ZM66 167H67V169H66ZM93 167H95V166H93ZM246 167V166H245ZM52 168V167H51ZM59 168H61L60 166H59ZM92 168V167H91ZM96 168H98V167H96ZM24 169V167H23V171L25 170ZM33 169V170H32ZM47 169V168H46ZM45 169V170H46ZM107 169V168H106ZM106 169H104V170H106ZM246 169H247V167H246ZM256 169V170H257ZM32 170V171H31ZM48 170V169H47ZM70 170V171H69ZM104 170H102V172H101V169H100V178L102 177L101 175H104V174H101V173H103V171ZM110 170V169H109ZM113 170L115 171V169L113 168ZM112 170V171H113ZM22 171V170H21ZM22 171V172H23ZM35 171V170H34ZM36 171H37V169H36ZM51 169L49 170V171H45V173H46V175H44L45 173L44 172H42V173H44V174H42L41 176L43 177V178H41V180L43 179V181L44 182H48V186L45 184L44 186H43V183L41 182V180H39V178L37 179L38 180V183L37 184H39V183H42L41 185L39 184V186L41 187V186H43L44 188H46V192L45 191H38V194L36 193V195H32V198L30 197L31 196V192L30 193H28L27 192V196H25V198L23 197V200H25L26 198H27V200L29 199L30 201H27V202H29V204H31L32 205V208L33 209H35V211L31 208V211L33 210V212H35L33 215H29V217L28 218H31V219H28L27 218V216H24L23 215V217L21 218V219H18L17 221H16V223H15V225L13 224V226H16L15 228L17 229V227L18 226H20V224H22V225H24L25 227L27 226V228H29L28 230H30V227H31V225H34V224H37V223H39L38 221H40V224L41 223H45L46 224V222H47V220L49 219L50 220V218H51V213H50V218H48L47 220H46V218H44V216H43V218L46 220V221H43V222H41V220L42 219H40L41 217H42V215H43V213L44 212H42V207H43V211H45V209L46 208H44V204L46 203H48L49 202V199H50V201L51 202H49V204H54V207H49L48 205H46L47 207H49V208H55V203L57 204V201L59 200V198L61 197H64L65 198V196H66V193L67 192H70V191H68L69 189L71 190V184H74V182L75 183H79L78 184V187H77V184H76V186H75V188H74V186H72V188H74V189H79V188H81V185L82 184H86L87 182V178H86V176H85V178L86 179H84V180H82V177H83V175L81 176V178L79 177V176H77V177H75L74 176V174H78L77 172L78 171H72V169H70V167H68V166H65L64 168H61V169H59L57 172L53 169L51 172ZM132 171V170H131ZM152 170H150L149 171V173L151 172ZM247 171V170H246ZM263 171V170H262ZM25 172V171H24ZM41 172V171H40ZM69 172H70V174H69ZM105 172V171H104ZM126 172H128V171H126ZM264 172V171H263ZM26 173V172H25ZM49 173H51V174H53V175H50L49 176ZM72 173V174H71ZM116 173H118L117 172V170H116ZM134 173V172H133ZM23 174V173H22ZM96 174V173H95ZM109 174V173H108ZM107 174V175H108ZM111 174V173H110ZM109 174V175H110ZM130 174V173H129ZM128 174V175H129ZM151 174H152V172H151ZM245 174H246V172H245ZM70 176V178L71 177H75V178H77V180H74L73 181V183H72V181L70 180V182L68 181V177ZM92 175V174H91ZM91 175H89L90 177V179H91ZM98 175V174H97ZM109 175L107 176V178H109ZM122 175H126V174H123L122 173ZM121 175V177L119 178V179H121L122 180V178H123V176ZM134 174H132V176H133ZM34 176V175H33ZM112 176V175H111ZM115 176H116V174H115ZM50 177H54V178H56V179H54V180H51L50 179ZM73 177V178H74ZM98 178H99V176H97ZM117 177V176H116ZM131 177V176H130ZM244 177V176H243ZM21 178V176L19 177V179ZM80 178V179H79ZM84 178V177H83ZM88 178V179H89ZM96 179V177H95V179L96 180H98V182H99V179ZM106 178V177H105ZM112 178V177H111ZM110 178V179H111ZM128 178V177H127ZM134 178V177H133ZM18 179V180H19ZM22 179V178H21ZM94 179V180H95ZM125 179V178H124ZM92 180H93V177H92ZM102 180V179H101ZM107 180V179H106ZM105 180V181H106ZM115 180H116V178H115ZM121 180H120V182H121ZM21 181H23V180H21ZM84 181L86 182V183H84ZM107 181H110V180H107ZM106 181V182H107ZM112 181V180H111ZM91 181L89 180L88 181V183L87 184H89ZM98 182H96V183H98ZM104 182V181H103ZM114 182V184H115V182L116 181H113ZM127 182H129V180L127 181ZM68 183V185H69V189L67 190V191H64L63 189H65V187L62 189V193H59L60 191L59 190H61V186L63 185V184H67ZM95 183V182H94ZM94 183H92L89 187H91V189H93L92 187H93V184ZM94 184V190H95V188H96V185H98L99 186V184ZM112 183V182H111ZM130 183V182H129ZM81 184V185H80ZM103 184H105V183H103ZM149 184V186H147V189H149L150 188V183H148ZM68 185H66V188H67V186ZM79 185H80V187H79ZM82 186V187H87V186ZM109 185H110V183H109ZM113 185V184H112ZM118 185V184H117ZM125 185H126V183H124V187H125ZM30 186V185H29ZM39 186H37V189H38V187ZM106 186V185H105ZM43 187H41V188H43ZM103 187V186H102ZM108 187V186H107ZM111 187V186H110ZM119 187H122V185H120ZM32 188H34L35 189V187H32ZM105 188V187H104ZM127 188V187H126ZM101 189V188H100ZM119 189H121V188H119ZM145 189H146V187H145ZM258 189V188H257ZM260 189H261V186H260ZM259 189V190H260ZM99 190V189H98ZM107 190V189H106ZM258 190V191H259ZM33 191V190H32ZM101 191V190H100ZM41 192V193H40ZM54 192H58V193H54ZM65 194H64V193ZM90 192H92V191H90ZM93 192H95V191H93ZM93 192H92V194H93ZM262 192V193H261ZM26 193V192H25ZM72 193H73V191H72ZM30 194V195H29ZM34 194V193H33ZM54 194H55V196H54ZM59 194V195H58ZM70 194V193H69ZM91 193H90V195H91V197L95 200V198H94V195H92ZM97 194V193H96ZM101 194V193H100ZM23 195H26V194H23ZM49 195V196H48ZM53 197H52V196ZM71 195V194H70ZM90 195H88V197H90ZM105 195V197H106V193L104 194ZM69 196V195H68ZM96 196V195H95ZM100 196H102V195H100ZM30 197V198H29ZM46 197H49V198H47L48 200H47V202L45 201V199H46ZM56 197H59V198H57V199H55ZM70 197V196H69ZM75 197V196H74ZM74 197L72 198V200H74ZM53 198V199H52ZM60 198V199H61ZM64 198H62V200L64 199ZM260 198L264 201V189L263 190H261L260 191ZM56 200V202L54 201V203H53V200ZM71 199V198H70ZM70 199H69V203H70ZM79 199V198H78ZM101 199V198H100ZM103 199V198H102ZM180 199V198H179ZM40 200H42V202L40 203L39 201ZM81 200V199H80ZM89 200H91L92 202H89V203H91V206H89V204L87 203V206H89V207H92V204H93V206H94V209L96 208V203H94V200H92L91 198H89ZM99 200V199H98ZM15 200H13V199H11V203L13 204V208L15 209V208H19V206H20V204L19 203H17L16 201L14 202ZM60 201V200H59ZM76 201V200H75ZM87 201V200H86ZM26 202V203H27ZM78 202V201H77ZM88 202V201H87ZM44 203V204H43ZM59 204H60V202H58ZM63 203V202H62ZM11 204V205H12ZM28 204V205H29ZM74 204V203H73ZM72 205V204H71ZM96 205V206H95ZM45 206V207H46ZM60 206V205H59ZM58 206V207H59ZM101 206H102V204H101ZM57 207V206H56ZM58 207H57V209H58ZM70 208L72 207V206H69ZM68 207V208H69ZM74 207H75V205H74ZM73 207V208H74ZM22 208V207H21ZM27 208V207H26ZM26 208L24 207V211L26 210ZM63 208V207H62ZM93 208V207H92ZM92 208L90 209V210H92ZM29 209H30V207H29ZM72 209V208H71ZM94 209L92 210V211H94ZM16 211L18 210V209H15ZM22 210V209H21ZM97 210L99 211V209L97 208ZM96 210V211H97ZM29 211V210H28ZM51 211V210H50ZM54 211H55V209H53V213H54ZM32 212V213H33ZM42 212V215H40L39 216V214ZM48 212V211H47ZM59 212L61 213L62 212V210H59ZM25 213V212H24ZM31 213V212H30ZM27 215H28V213H26ZM45 214V213H44ZM58 214V213H57ZM48 215V214H47ZM32 216V217H31ZM49 216H47V217H49ZM56 216H58V215H56ZM40 217V218H39ZM54 217H55V215H54ZM62 217V216H61ZM59 218V217H58ZM40 219V220H39ZM52 219H53V217H52ZM54 219H56V218H54ZM25 221V223L23 222V221ZM28 220V221H27ZM150 220H152V218L150 219ZM20 221H22V223L20 222ZM59 221V220H58ZM58 221H56L57 223H58ZM61 221H64V219H62L61 218ZM60 221V222H61ZM52 221H48V224L49 223H51ZM20 223V224H19ZM18 224V225H17ZM26 224V225H25ZM52 224H53V222H52ZM55 224V223H54ZM63 223H61V225H62ZM38 225V224H37ZM36 225V226H37ZM47 225V224H46ZM49 225H51V224H49ZM48 225V226H49ZM60 225V224H59ZM60 225V226H61ZM24 226L22 227L23 229H22V231L25 229L24 228ZM29 226V227H28ZM39 226H41V225H39ZM64 226H65V223H64ZM43 227H46V226H43ZM43 227H40L39 229H40V231L41 232H43V230H41V228L43 229ZM54 227H55V225H54ZM63 226H61V228H62ZM50 228L52 229L53 228V226L51 227L50 226ZM57 228L59 229V227L57 226L56 227V230H57ZM32 229V228H31ZM36 229H38V228H36ZM49 229V228H48ZM55 229V228H54ZM102 229V228H101ZM104 229H107V228H103V230ZM47 229H45V231H46ZM108 230V229H107ZM19 231V230H18ZM20 231H21V229H20ZM21 231V232H22ZM54 230H50V232H53ZM102 231V230H101ZM105 231V230H104ZM103 231V232H104ZM57 232V231H56ZM24 233V232H23ZM22 233V234H23ZM26 234H27V231L25 232ZM29 233V232H28ZM102 233V232H101ZM44 234V233H43ZM48 234H51V233H48ZM36 236H38L37 234H35ZM47 235V234H46ZM98 235V234H97ZM103 235H105V233H103ZM103 235H102V238H103ZM22 236V235H21ZM106 236V235H105ZM27 237V236H26ZM35 237V236H34ZM32 238L31 237V235H28V237H27V240H28V238H29V242H28V245H32L33 244V241H34V244H33V246L34 247H36L35 246V240L37 239V238ZM50 237V239H53V238H56V237H53L52 235L51 236H49ZM98 237V236H97ZM23 238V237H22ZM105 238V237H104ZM35 239V240H34ZM53 240H55V239H53ZM38 242V241H37ZM27 244V243H26ZM39 244V243H38ZM37 244V245H38ZM27 245V248H29V247H31V246H28ZM31 247L30 249H33L34 247ZM36 249V251L35 250H33L34 251V253H38L39 251V249H38V246H37V248H35ZM38 249V250H37ZM28 250V249H27ZM30 251V250H29ZM33 251H32V253H33ZM31 252V251H30ZM30 252H28V253H30ZM27 254V253H26ZM31 254V253H30ZM29 254V255H30ZM32 255H36V254H32ZM27 256H28V254H27ZM33 257H35V256H33ZM29 258V260L28 259H26L25 261L27 262V264H32V263H29L28 261H30V256L28 257ZM48 262H50V261H48ZM52 263H50V264H56L55 263V261H51ZM54 262V263H53ZM23 264H24V262H23ZM26 264V263H25ZM47 264V263H46ZM49 264V263H48Z\"/></svg>","mask_w":264,"mask_h":264}]
</instances>
